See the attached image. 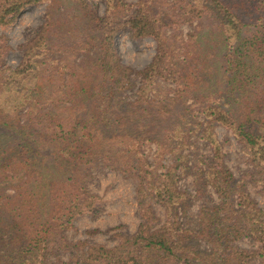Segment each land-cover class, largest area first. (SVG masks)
Segmentation results:
<instances>
[{
  "label": "trees",
  "instance_id": "16d2710c",
  "mask_svg": "<svg viewBox=\"0 0 264 264\" xmlns=\"http://www.w3.org/2000/svg\"><path fill=\"white\" fill-rule=\"evenodd\" d=\"M39 4L16 67L0 36V264L264 263V211L216 132L233 135L264 185V0H105L103 14L88 0H0V28ZM124 31L156 44L142 70L122 63ZM197 141L211 149L200 174L218 203L191 227L179 181ZM99 168L133 178L140 205L137 231L112 247L66 235L102 203L88 188ZM246 238L258 247H239Z\"/></svg>",
  "mask_w": 264,
  "mask_h": 264
},
{
  "label": "rangeland",
  "instance_id": "374dc122",
  "mask_svg": "<svg viewBox=\"0 0 264 264\" xmlns=\"http://www.w3.org/2000/svg\"><path fill=\"white\" fill-rule=\"evenodd\" d=\"M134 3L136 0H125ZM95 9L103 14L105 0H88ZM46 4H39L27 8L15 21L6 28H0V36H6L12 50L6 58V66L16 67L23 55V46L29 42L43 22ZM184 33L193 30L190 26H184ZM118 54L122 63L139 71L145 68L153 59L156 52V44L152 39H144L140 42L132 41L127 31L118 34L115 40ZM139 83V79H135ZM218 139L223 145L226 154V162L235 174L236 178H245L246 186L258 206L264 211V185L259 182L261 176L253 172L247 162L241 146L233 135L222 127L216 129ZM196 147L186 152L188 166L185 175L181 176L179 185L191 197V207L188 214L182 218L183 223L194 227L199 211L218 203L214 191L205 184L200 169H205L212 157L211 149L202 142H195ZM154 146L145 147V154L149 161L153 162ZM45 151L43 152V154ZM46 154V153H45ZM171 157H167L162 165L169 166ZM164 171L159 167V172ZM88 188L102 198V203L95 214H85L74 222V229L66 233L70 241H89L103 244L109 247L115 246L119 239L117 235L134 234L140 223V205L136 198V182L131 177H126L119 171L108 168L96 169L93 173ZM155 212L161 220L164 219V209L158 203L150 201ZM243 249L257 248L251 239H243L238 243ZM258 260L256 264L260 263Z\"/></svg>",
  "mask_w": 264,
  "mask_h": 264
}]
</instances>
